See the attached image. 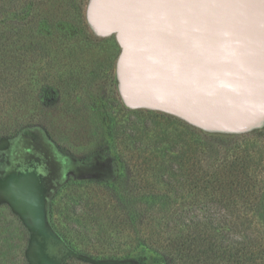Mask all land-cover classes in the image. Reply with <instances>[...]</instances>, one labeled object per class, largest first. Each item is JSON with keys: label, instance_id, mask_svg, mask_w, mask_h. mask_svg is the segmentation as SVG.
<instances>
[{"label": "trees", "instance_id": "16d2710c", "mask_svg": "<svg viewBox=\"0 0 264 264\" xmlns=\"http://www.w3.org/2000/svg\"><path fill=\"white\" fill-rule=\"evenodd\" d=\"M45 4L46 0H0L4 22L0 98L4 87L19 79L17 64L13 72L6 69L8 58L19 63L20 53L30 50L50 57L35 38L40 34L35 32L36 24L48 18L35 10ZM86 5H79L74 16L83 26ZM19 9L25 17L10 20ZM61 46L63 54L72 49ZM81 61L84 64L83 55ZM110 71L119 123H125L114 133L122 171L112 183L91 182L85 192L78 187L68 196L65 228L59 233L74 236L96 259H119L139 250L150 254L155 264H264V127L247 135L208 133L164 113L129 109L121 99L115 69ZM43 77H48V70ZM79 80L74 74L58 80L59 94L71 98V87ZM67 103L56 107L69 112L70 100ZM132 116L140 120L132 121ZM22 127L4 126L0 120V139ZM124 234L131 240L130 249L116 243ZM74 259L71 256L65 264Z\"/></svg>", "mask_w": 264, "mask_h": 264}, {"label": "rangeland", "instance_id": "374dc122", "mask_svg": "<svg viewBox=\"0 0 264 264\" xmlns=\"http://www.w3.org/2000/svg\"><path fill=\"white\" fill-rule=\"evenodd\" d=\"M89 1L46 0L35 10L48 15L36 24L35 32L40 34L35 38L46 47L50 59L30 50L20 53L19 63L6 61V69L12 72L17 64L19 79L4 87L0 120L4 126L23 127L0 139V264H65L71 256L75 259L70 264H155L150 254L139 250L119 259L92 258L74 236L65 238L59 233L65 228L68 196L78 187L85 192L91 182L112 183L122 171L114 133L125 123H119L110 71L115 69L117 75L121 51L114 46V37H100L88 21V26L75 21L82 3L87 4V19ZM24 17L19 9L10 20ZM59 45L72 49L63 54ZM71 60L77 65L69 64ZM72 74L80 78L79 83L71 87V98L63 97L56 86ZM69 100L71 111L56 107ZM131 120L140 119L132 116ZM125 234L116 236V243L130 249L131 240Z\"/></svg>", "mask_w": 264, "mask_h": 264}, {"label": "water", "instance_id": "95a60500", "mask_svg": "<svg viewBox=\"0 0 264 264\" xmlns=\"http://www.w3.org/2000/svg\"><path fill=\"white\" fill-rule=\"evenodd\" d=\"M87 21L121 48L129 109L208 133L264 127V0H90Z\"/></svg>", "mask_w": 264, "mask_h": 264}]
</instances>
